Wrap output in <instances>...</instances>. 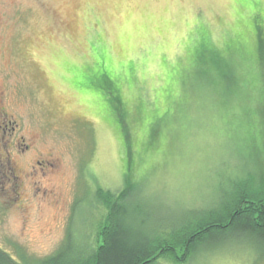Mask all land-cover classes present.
Returning <instances> with one entry per match:
<instances>
[{
	"label": "rangeland",
	"instance_id": "1",
	"mask_svg": "<svg viewBox=\"0 0 264 264\" xmlns=\"http://www.w3.org/2000/svg\"><path fill=\"white\" fill-rule=\"evenodd\" d=\"M258 35L264 0H0V248L43 258L67 232L95 246L99 190L138 194L147 232L239 181L263 197ZM154 264L264 256L239 240Z\"/></svg>",
	"mask_w": 264,
	"mask_h": 264
},
{
	"label": "trees",
	"instance_id": "2",
	"mask_svg": "<svg viewBox=\"0 0 264 264\" xmlns=\"http://www.w3.org/2000/svg\"><path fill=\"white\" fill-rule=\"evenodd\" d=\"M256 51L264 58V40L259 39ZM108 84V89H111ZM111 93V92H110ZM244 181L226 192L217 208L200 214L191 213L171 226L143 230L138 194L116 195L102 190L97 201L110 207L108 217L97 235L95 246L71 233L59 248L43 258L20 254L17 260L0 248V264H154L160 258L176 263L190 259L200 248H212L239 240L251 242L259 258L264 256V196L241 193ZM237 188V189H236ZM121 196V197H120ZM133 205L131 208L130 205ZM138 219V222L135 220ZM169 232L168 237L159 233ZM182 246L178 257L176 247Z\"/></svg>",
	"mask_w": 264,
	"mask_h": 264
},
{
	"label": "flooded vegetation",
	"instance_id": "3",
	"mask_svg": "<svg viewBox=\"0 0 264 264\" xmlns=\"http://www.w3.org/2000/svg\"><path fill=\"white\" fill-rule=\"evenodd\" d=\"M6 115L5 114H3V116H2V114H1V117H5ZM3 126L4 127H6V125L5 124H3ZM2 129V128H1ZM14 129V128H13ZM6 132H5V130L3 129V134H5ZM22 139V138H21ZM23 140V139H22ZM8 148V146L6 147V149ZM28 149V147L27 146H25L24 147V150H22V152L23 151H26ZM7 162H12L10 159H8V156H7ZM39 165H40V163H38ZM10 165H11V167H10V170H13V173H14V166H12V164L10 163ZM16 171V170H15ZM13 175V179H15V180H17V177L15 176V174H12Z\"/></svg>",
	"mask_w": 264,
	"mask_h": 264
},
{
	"label": "snow or ice",
	"instance_id": "4",
	"mask_svg": "<svg viewBox=\"0 0 264 264\" xmlns=\"http://www.w3.org/2000/svg\"><path fill=\"white\" fill-rule=\"evenodd\" d=\"M245 2V0H241V3H244Z\"/></svg>",
	"mask_w": 264,
	"mask_h": 264
}]
</instances>
